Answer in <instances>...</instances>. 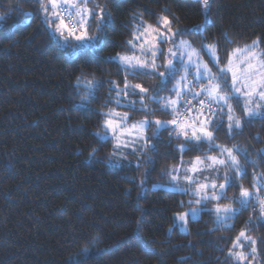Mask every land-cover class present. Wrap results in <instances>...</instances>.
Listing matches in <instances>:
<instances>
[{"label": "trees", "instance_id": "obj_1", "mask_svg": "<svg viewBox=\"0 0 264 264\" xmlns=\"http://www.w3.org/2000/svg\"><path fill=\"white\" fill-rule=\"evenodd\" d=\"M100 2L111 9L114 20L107 47L100 59H74L50 39L35 0H0V13H6L0 19V264H232L227 259L231 238L244 228L264 237V225L252 211L232 221V230L218 226L208 211L190 220L187 232L175 225V215L193 199L164 188L170 186L166 169L178 164L175 146L182 140L170 146L164 133L153 141L156 152L128 155L117 165L109 159L111 144L100 148L94 136L102 119L96 110L109 97L110 86L104 82L122 79L119 66L103 57L126 51L132 17L139 13L155 24L168 8L179 18L175 28L191 29L206 19L200 0ZM207 15L210 25L203 37L192 32L181 38L197 48L218 43L223 59L232 48L256 40L264 49V0H215ZM78 78L102 83L90 109L81 107ZM133 82L149 88L159 83L149 77ZM130 116L139 120L144 114ZM155 118L170 119L159 111ZM215 135L219 144L246 148L264 170L257 155L264 150V121L257 118L231 137L225 125ZM93 147L99 150L90 155ZM202 148L185 153L184 160L218 154L209 152L207 144ZM253 170L250 166L240 181L245 187H251ZM238 195L239 189L231 188L221 203H233ZM250 218L255 227L246 223ZM84 247L88 254L79 256ZM258 247L256 264H264V245Z\"/></svg>", "mask_w": 264, "mask_h": 264}, {"label": "snow or ice", "instance_id": "obj_2", "mask_svg": "<svg viewBox=\"0 0 264 264\" xmlns=\"http://www.w3.org/2000/svg\"><path fill=\"white\" fill-rule=\"evenodd\" d=\"M200 2L206 19L191 29L175 28L179 18L168 8L163 9L168 14L159 15L155 24L147 22L139 13L132 17L131 38L124 42L126 51L103 57L119 66L122 79L104 82L110 86L109 97L104 108L96 110L102 119L94 136L100 148L111 144L109 159L117 165L128 155L156 152L153 141L160 140L164 133L168 134L170 146L174 140L183 141L175 146L178 164L166 169L170 187L193 197L187 202L190 206L187 211L174 217L181 230H187L189 221L205 211L215 216L218 226L228 230L235 228L232 221L245 211L256 213V219L264 225V170L257 167V161L246 148L219 144L215 135L225 125L231 137L242 133L245 125L257 118L264 121V49L261 41L256 40L232 48L223 59L218 43H204L197 48L191 40L181 38L192 32L203 37L207 31L210 25L207 14L215 0ZM35 3L36 12L50 30V39L69 50L74 59L102 57L108 32L114 26L107 4L100 0H35ZM5 17L6 13H0V19ZM145 77L157 78L159 83L149 88L133 82ZM82 84L85 87L80 91ZM101 86L100 81L77 79L75 87L82 108L90 109L98 99ZM121 108L129 111H119ZM157 111L171 118H155ZM130 112L143 113L144 117L135 120ZM149 129H152L151 135ZM204 144L209 152L215 151L218 155H196L189 161L184 160L185 153L203 152ZM98 150L93 147L90 155ZM257 155L264 160V150ZM137 166H142L139 160ZM250 166L254 170L249 188L240 181L249 175ZM231 188H238L239 195L233 203H221L228 200L227 192ZM209 202H213L212 208H208ZM180 207H184V201ZM246 223L255 227L251 218ZM249 231L241 229L231 238L227 259L232 264H256L261 251L258 245H264V237L256 238ZM88 252L84 247L78 255L86 256Z\"/></svg>", "mask_w": 264, "mask_h": 264}, {"label": "rangeland", "instance_id": "obj_3", "mask_svg": "<svg viewBox=\"0 0 264 264\" xmlns=\"http://www.w3.org/2000/svg\"><path fill=\"white\" fill-rule=\"evenodd\" d=\"M162 47H167V45H162ZM208 57V56H207ZM204 59H205V57H204ZM206 61H209V57H208V59H205ZM209 63H211V61H209ZM214 71H215V69H214ZM134 98V97H133ZM196 102L195 101H193V104H195ZM233 103L235 104V101H233ZM119 111H124L123 109H118ZM129 114H131V112L129 113ZM171 118V117H170ZM218 155V154H217ZM220 182H222V181H220ZM164 188H166V189H171V190H174L172 187H170V186H164ZM176 191V190H175ZM192 207H196V206H192ZM187 211V210H186ZM200 217V216H199ZM198 217V218H199ZM197 218V219H198ZM216 219V218H215ZM174 222H175V220H174ZM175 225H176V223H175ZM179 228V227H178ZM180 229V228H179ZM181 230V229H180ZM181 231H183V232H187L188 231V226H187V230H181Z\"/></svg>", "mask_w": 264, "mask_h": 264}]
</instances>
